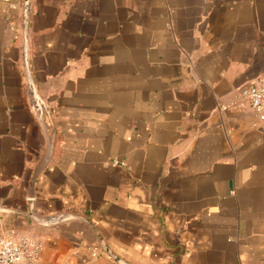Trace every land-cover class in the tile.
Returning a JSON list of instances; mask_svg holds the SVG:
<instances>
[{
	"label": "crops",
	"instance_id": "1",
	"mask_svg": "<svg viewBox=\"0 0 264 264\" xmlns=\"http://www.w3.org/2000/svg\"><path fill=\"white\" fill-rule=\"evenodd\" d=\"M19 4L0 234L37 237L38 264H264V121L221 108L264 72V0H33L26 67Z\"/></svg>",
	"mask_w": 264,
	"mask_h": 264
},
{
	"label": "built area",
	"instance_id": "2",
	"mask_svg": "<svg viewBox=\"0 0 264 264\" xmlns=\"http://www.w3.org/2000/svg\"><path fill=\"white\" fill-rule=\"evenodd\" d=\"M33 0H20L19 4V29L23 43L22 61L27 66L26 45L29 40V19L32 13ZM26 89L29 94L30 105L34 115L41 119L46 113L47 108L41 96L36 92L34 84L27 76ZM222 109H232L240 111L250 109L259 122L264 121V72L247 88L237 91L234 98ZM115 162V161H114ZM2 213L3 210L0 209ZM62 218V217H60ZM43 250L42 242L30 234H21L15 236L12 231L6 234H0V264H38L41 252ZM108 254V252L106 251Z\"/></svg>",
	"mask_w": 264,
	"mask_h": 264
},
{
	"label": "water",
	"instance_id": "3",
	"mask_svg": "<svg viewBox=\"0 0 264 264\" xmlns=\"http://www.w3.org/2000/svg\"><path fill=\"white\" fill-rule=\"evenodd\" d=\"M107 252H108V254H109V251L108 250H106ZM112 258H113V256H111ZM122 264H125V263H122Z\"/></svg>",
	"mask_w": 264,
	"mask_h": 264
}]
</instances>
